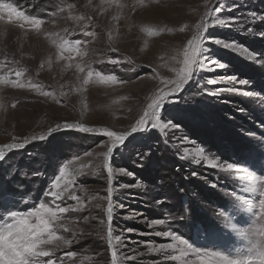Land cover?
Wrapping results in <instances>:
<instances>
[{"label": "rangeland", "instance_id": "1", "mask_svg": "<svg viewBox=\"0 0 264 264\" xmlns=\"http://www.w3.org/2000/svg\"><path fill=\"white\" fill-rule=\"evenodd\" d=\"M4 2L44 23L36 30L0 14V147L28 141L19 150L5 148L0 156V209L32 210L40 203L54 207L45 194L59 167L68 164L74 180L68 193L74 192L84 207L60 214L59 223L69 231H54L65 239L75 233L76 239L70 246L60 241L45 245L55 248L57 257L76 253L65 258L66 264H112L109 187L111 230L120 237L114 241L117 264H181L171 257L179 256L182 246L161 248L172 241L157 232L178 234L197 250L246 255L251 244L240 231L256 221L254 210L241 207L237 197L257 202L258 195L245 190L243 177L264 176V0ZM211 7L220 10H212L210 20L222 22L207 35L235 46L224 49L212 42L204 50L226 67L213 71L204 62L176 103L164 105L179 128L139 132L115 149L109 185L104 167L109 138L50 129L70 123L130 131L149 98L165 87L162 81L177 78L197 19ZM62 41L72 50L61 49ZM15 71H22L19 81L25 87L13 86ZM96 73L116 80H100ZM241 79L247 83H237ZM41 136L46 138L32 141ZM228 163L234 167L228 169ZM63 188L61 183L55 190ZM68 193L55 203L75 205ZM155 220L163 223H151Z\"/></svg>", "mask_w": 264, "mask_h": 264}, {"label": "snow or ice", "instance_id": "2", "mask_svg": "<svg viewBox=\"0 0 264 264\" xmlns=\"http://www.w3.org/2000/svg\"><path fill=\"white\" fill-rule=\"evenodd\" d=\"M214 11L220 9L214 8ZM6 13L9 22L13 17L18 18L23 24H29L34 26L36 30H39L44 23L43 19L38 17L28 16L24 11L18 10L13 3L4 2L0 0V14ZM253 17L257 14L252 13ZM3 16L0 15V19ZM229 21H235L237 17L226 18ZM221 20H208L203 19L196 25V33L187 40L186 46L183 51V67L177 73L176 79L164 80L162 83L165 87L157 90L149 99L143 114L131 126L130 131L117 132L109 130L106 127L91 128L85 127L81 124L65 123L64 125H57L56 128L50 129V132H55L58 129L73 130L78 129L83 133H101L111 141V146L107 148V152L104 154V167L108 170V182L111 185L112 182V168L110 167V158L114 155L115 149L119 146L122 147L127 137L139 132H148L156 129L158 126L164 129L179 128L178 123H174L172 117L166 115L167 109L164 108L166 103H176V97L183 90V88L192 80L196 72L204 66V62L207 63L209 70H222L226 65L222 62L211 58L205 53L204 45L214 42L217 46H222L224 49H233L234 42L223 41L219 37H212L207 35L209 28L213 24L221 23ZM184 29L182 28L181 31ZM251 31V29H249ZM84 35H91L90 32H85ZM81 41H76V45H79ZM68 41H62L59 47L64 50L71 51L72 49L67 47ZM208 52L211 50L208 49ZM117 63V61H111ZM78 70L82 71L79 66ZM88 77H92L93 73L88 72ZM15 76L18 78L13 81L14 87H25V84L19 81L22 76V71H15ZM96 76L100 80L115 81L114 75L104 76L100 73H96ZM2 79V78H0ZM223 79H232L230 77H223ZM209 83H215L214 79H209ZM83 83L87 85L89 80L84 79ZM237 83L244 85L246 80H238ZM44 96H48V92L41 93ZM46 137H32V141L37 139L43 140ZM27 139L24 144H7L0 147V156H3L4 149L19 150L25 147ZM215 166V165H214ZM228 169H232L234 166L231 163L227 164ZM68 164H64L59 167L58 175H55L54 181L51 183V189L45 195L50 196L54 203V207H49L47 203H40L38 207H34L32 210H8L0 209L3 213L0 218V264H66L65 258H73L76 253L68 252L63 253L61 256H55V248L46 249L45 245H50L53 241H60L64 246H70L76 234L73 233V239H65L62 236L56 234L55 228H63L64 231H69V228L59 223L60 214L67 213L69 211H78L83 209L84 204L80 201L79 197L75 193H68L70 185L74 184V180L69 178V173L66 171ZM121 172H126V169H120ZM130 175H134L129 173ZM193 175H196L193 173ZM247 181V192H253L258 195L257 202L253 203L249 200H244L241 197H237L239 205L241 207L247 205L249 210H254V217L256 226L240 231V235L249 240L251 247L246 255L229 256L220 251L214 250H197L184 238L178 234L171 232L160 233L156 235H163L164 237H170L172 243L160 245L161 248L173 249L176 245H180L181 251L179 256H172V260H179L181 264H264V176L248 174L243 177ZM61 183L64 184L63 190L56 191ZM108 205L106 209L107 221L109 222V230L107 233V241L111 251L112 264H117V252L114 250V241H119V236H113L111 230V221L113 218V202L111 198L112 188L108 189ZM68 193V199L76 201L75 205H61L55 203L60 201L65 194ZM103 223V221L101 222ZM153 224H161L162 220L152 221ZM128 231H134L128 229ZM48 258V259H42Z\"/></svg>", "mask_w": 264, "mask_h": 264}, {"label": "built area", "instance_id": "3", "mask_svg": "<svg viewBox=\"0 0 264 264\" xmlns=\"http://www.w3.org/2000/svg\"><path fill=\"white\" fill-rule=\"evenodd\" d=\"M212 10H213L212 7H211L210 9H208V10H205V11L199 16V18L197 19L196 25L199 24V23L201 22V20H203V19H208V20H210L211 17H212V13H213ZM196 25H195V28H196Z\"/></svg>", "mask_w": 264, "mask_h": 264}, {"label": "bare ground", "instance_id": "4", "mask_svg": "<svg viewBox=\"0 0 264 264\" xmlns=\"http://www.w3.org/2000/svg\"><path fill=\"white\" fill-rule=\"evenodd\" d=\"M5 15V14H4ZM4 26V25H3Z\"/></svg>", "mask_w": 264, "mask_h": 264}]
</instances>
